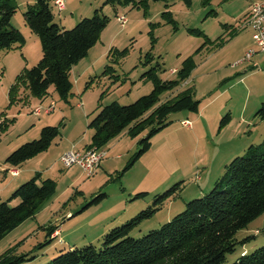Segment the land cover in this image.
<instances>
[{"label": "rangeland", "instance_id": "obj_1", "mask_svg": "<svg viewBox=\"0 0 264 264\" xmlns=\"http://www.w3.org/2000/svg\"><path fill=\"white\" fill-rule=\"evenodd\" d=\"M16 1L18 6L10 25L23 33L27 48L0 49V123L6 120L7 124L5 129H0V201L8 199L3 184L13 178L5 170L11 166L5 162L10 152L20 144L38 138L47 120L53 123L45 125L58 126L60 130L57 141L64 140V136L76 134L81 127H86L84 120L88 123L95 116L99 103L106 105L115 100L121 105L130 104L148 94L153 88L152 83L142 78V73L150 66L161 64L159 76L173 79L177 76L174 69H180L186 58L192 57L195 67L180 88L193 89V97L200 100V105L198 113L183 110L170 114L166 125L151 137L150 149L121 175L127 159L139 147V144L135 146L137 139L146 131L133 138L125 129L113 138L106 145L108 156L104 163L107 167H99L91 176L80 175V170L74 166L64 168L56 160L55 168H49L42 175V178L50 177L57 182L54 194L45 203L48 206L5 235L0 240V254L14 247L16 254L28 253L33 257L24 264H46L69 249L72 241L78 247L89 243L99 247V235L127 222L151 205L156 194L183 181L175 196L165 200L151 217L143 219L130 231V236L140 238L170 221L188 201L212 190L231 158L241 156L246 150L243 149L251 143L261 142L255 136L264 132V120L258 119L256 110L252 109L254 92L245 96L249 88L244 83L226 93L221 91L232 82L224 81L222 76L235 74L245 64L237 68L230 65L238 60V55L248 44L255 46L251 40V28L243 25L244 16L251 3L264 0H147L144 6L118 5L116 9L108 4L103 6L105 0H64L66 9L57 11L53 6L52 12L54 21L65 29L75 26L82 17H91L95 8L101 7L102 13L107 15L108 24L102 30L91 57L106 51L105 55L95 65L94 74L84 76L78 86L74 82L66 100L50 86L42 101L30 96L27 101L19 99L10 104L8 90L16 81V75L39 61L34 60L36 53L42 56L40 41L25 25L22 14L26 4L34 0ZM120 15L126 17L125 25L117 21ZM197 28L201 34L188 31ZM124 48L128 49L126 55H119ZM148 51L152 54L151 59L146 57ZM146 59L149 62L145 63ZM107 65L112 66L113 71H105ZM111 74L120 79L114 81ZM237 78L233 76V79ZM87 82L90 85L86 87ZM77 87L81 88L80 91ZM255 87L257 93L264 95V83L259 85L256 82ZM20 92L28 94L25 88ZM174 94L164 92L161 99ZM51 99L56 104L53 112L33 114V107L46 105ZM227 114V124L220 128L219 121ZM184 119H189L191 125H185ZM52 151L41 155L44 156L43 168L53 159ZM117 154L124 157L117 158ZM73 170L77 172L72 174ZM139 192H146V195L137 197ZM100 193L107 196L97 204H88ZM10 204L14 205L16 201ZM66 211L72 212V217L64 216ZM263 219L264 215L236 233L237 239L250 237L243 244H237L222 264H232L241 251L250 252L264 245V230L254 234ZM49 224L56 227L64 224L65 228L62 226V234L55 230L49 236L52 240L39 247L38 243L49 238L43 229ZM63 235L65 238L61 237ZM61 239L62 244L58 242Z\"/></svg>", "mask_w": 264, "mask_h": 264}, {"label": "trees", "instance_id": "obj_2", "mask_svg": "<svg viewBox=\"0 0 264 264\" xmlns=\"http://www.w3.org/2000/svg\"><path fill=\"white\" fill-rule=\"evenodd\" d=\"M105 4L116 9L118 5L144 6L147 0H105L103 6ZM17 6L16 0H0L1 50L22 47L26 43L20 29L10 25ZM53 6V0H34L27 3L22 12L25 25L40 41L42 56L37 63L16 75V81L8 90L10 104L19 99L27 101L30 96L43 100L50 86L60 98L66 100L74 84L72 67L88 54L108 24V17L100 7L94 9L91 17H82L75 26L65 29L54 21ZM247 15L248 12L244 20ZM188 31L202 33L198 28ZM127 51L124 48L119 55L124 56ZM146 57L152 58L150 51ZM148 59L145 63L149 62ZM194 67V59L187 57L180 69L174 70L177 74L175 78L163 79L158 74L161 64L157 63L142 73V78L152 83L153 88L148 94L136 98L130 104L121 105L115 100L106 105L99 103L95 116L87 124L92 130L88 148L105 149L125 129L133 138L146 131L145 135L137 139L139 147L127 159L120 175L130 169L150 149L151 137L166 125L170 114L183 110L199 112L200 100L193 97V89L180 88ZM106 68L105 71H113L110 65ZM111 75L115 77L114 81L120 79L118 75ZM89 85L90 82H87L85 86ZM21 88H25L28 94H20ZM164 92L175 94L161 99ZM255 116L264 120V101L256 108ZM228 118L227 114L220 119V128L227 124ZM5 121L0 123V129L7 126ZM40 131L38 138L24 142L10 152L5 159L6 164L19 166L34 155L46 151L60 134L58 126L54 125H45ZM246 148L241 156L229 160L212 190L188 201L181 212L159 228L149 230L140 238L130 236V231L140 221L151 217L164 205L165 200L178 193L183 181L172 185L164 193L156 194L151 205L141 209L127 222L105 231L99 247L89 243L69 248L46 264H222L237 244H243L250 237L237 239L236 233L247 228L249 223L264 213V138L260 143L250 144ZM56 186L54 179L42 178L41 173L36 172L14 189L7 200L0 201V240L23 221L34 217L52 197ZM145 195L146 192H139L137 197ZM106 196V193H100L88 204H97ZM11 201H16V204L11 205ZM56 228L50 224L44 226L46 237ZM263 230L264 227L258 228L254 234ZM51 240L49 237L37 246H43ZM240 253L232 264H264V245ZM32 258L28 253L16 254L14 247H11L0 254V264H24Z\"/></svg>", "mask_w": 264, "mask_h": 264}, {"label": "crops", "instance_id": "obj_3", "mask_svg": "<svg viewBox=\"0 0 264 264\" xmlns=\"http://www.w3.org/2000/svg\"><path fill=\"white\" fill-rule=\"evenodd\" d=\"M65 6H66V3H65ZM65 9H66V7H65ZM251 40H252V35H251ZM94 46L95 45H93V47L91 49H89L90 51L88 52V54L85 57H83L78 63H76V65H74L72 67V69H71V77H72V79H74V82H75V84L77 86L82 81L84 76H86L87 74L90 75L91 72H92V74L95 73V65L97 64V62L99 60H101L103 58V56L106 53V51H105V52H102L101 54H97L94 58L91 57V55H94V50H93ZM24 47L27 48V43H25V45L22 46V48H24ZM250 47H253V44H248L245 47V49L242 51V53L240 55H238V58H240V56L243 54L244 51H246L247 49H250ZM40 56L41 55H39V53H38V55L36 53V57L38 59L36 57H34V60H39V58H41ZM26 60H27V62H26L27 65H29L30 63H29L28 59H26ZM233 76H238V78L235 80V79H233ZM223 77L225 78L224 81L227 80V81H232V82L231 83H227L228 85L225 86L224 88H222V91H221L222 94L228 92L229 90H231V89H233L235 87H237L239 84L244 83L249 88L248 90H246L245 96L248 97L249 94L251 95L252 92H254V98H253V101L251 102L252 109L256 110V108L260 105V103L264 101V95H262L261 93H257V91H255V89H256L255 83L256 82L259 85L261 83H264V54L263 53L257 51L253 55L251 63H247L244 66L240 67L238 69V71H236L235 74L234 73H225L222 76V78ZM77 89L80 91L81 88L77 87ZM247 97L245 98V101H247ZM244 105L245 106H243V108L245 109L246 103H244ZM184 120L188 121L189 119H184ZM50 121L51 120H47V122H44L42 126H45V124L53 123V122H50ZM84 124H86V127H85V125H84V127H81L80 130H78V132L76 134H71V135L68 134V136L67 135L64 136V134L61 133V135L63 134L62 136H64V140H58L57 141L58 137H56L51 142L52 144L46 149V151L41 152V153H39L37 155H34L33 158L24 161L19 166H10L11 168L7 167V169H5L6 171H8V169H15V170L19 171V173L17 175H13V174L10 173V171L7 172V173L11 174V176L13 178L11 180H8V182L3 184V189L6 192V195L8 194V196H9L14 188L20 186L21 182L24 181L25 179H29V178L33 177L36 172H40L41 175H43V173L47 172L49 168H51V169L55 168L56 165L54 164V162H56V160H59L60 154H62L63 152L69 151V150H72V149L79 150V151H85V149H87L89 144L91 143L90 140H91L92 130L87 127L88 123H87L86 120H84ZM256 135L257 136H255V137L256 138L259 137V139H260L259 141H262V139L264 138V132H260V133L258 132V134H256ZM115 143L117 144L118 142H115ZM116 144H114V145H116ZM251 144H253V143H251ZM137 145H138V140H137L135 146H137ZM52 146H54V147H52ZM51 148H53V149H51ZM105 149H106V147H105ZM245 149H247V148H244L243 150H245ZM48 150H54V151H52L53 152L52 156H54V157L51 160V162L48 165H45V168H43L44 165H41V163L43 162V157L44 156H41V155H46V152H48ZM106 154L108 156V153H106ZM107 156L104 159L101 160L99 167H102V166H106L107 167L106 163H104L105 162L104 160L107 158ZM116 157L117 158H123L124 155L117 154ZM102 162H103V165H102ZM73 166L75 167V169L80 170V175L83 173L82 169L79 168L77 165H73ZM70 168H72V167H70ZM113 170H116V169H113ZM6 171H4V172H6ZM73 172H77V171L73 170L71 173L73 174ZM7 173H6V175H7ZM1 189L2 188L0 187V190ZM49 200L50 199H48V201ZM47 206H48V204H45L41 208V210L43 208H46ZM71 214H72V212L66 211L64 216L72 217ZM263 215H264V213L262 215H260V216H263ZM62 226H63V228H65L64 224H62ZM62 226L59 225V227H57V229H56L59 232V234H62L61 233L62 230H63ZM18 227H20V226H18ZM262 227H264V219L262 221V225L258 226L255 230H258V228H262ZM8 234H10V233H8ZM102 235H99L100 237H99L98 240H100ZM61 237H64V235L61 236ZM60 241H58V242L60 244H62L63 243L62 239ZM68 247L69 248L76 247L75 242L72 241V244L71 245L69 244Z\"/></svg>", "mask_w": 264, "mask_h": 264}, {"label": "built area", "instance_id": "obj_4", "mask_svg": "<svg viewBox=\"0 0 264 264\" xmlns=\"http://www.w3.org/2000/svg\"><path fill=\"white\" fill-rule=\"evenodd\" d=\"M53 5L57 11H63L65 9L64 0H53ZM246 17L243 25L251 28L252 42L255 46L244 51L240 58L230 65L231 68H237L240 65L251 63L253 55L257 51L264 54V1L251 3ZM117 21L121 25H125L127 19L124 15H120L117 17ZM55 107V102L51 100L46 105H36L32 108V112L36 115L49 114L55 110ZM183 123L185 125H191L189 120H185ZM106 153L104 148L96 147L87 148L85 151L72 149L60 154L59 160L64 168L77 165L85 175L91 176L97 171L101 160L107 156ZM8 171L13 175L19 173L15 169H8Z\"/></svg>", "mask_w": 264, "mask_h": 264}]
</instances>
